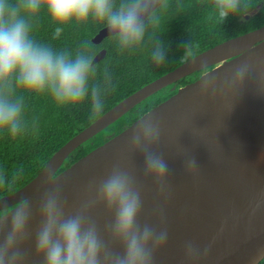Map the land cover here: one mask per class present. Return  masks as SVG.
<instances>
[{
  "label": "water",
  "instance_id": "obj_1",
  "mask_svg": "<svg viewBox=\"0 0 264 264\" xmlns=\"http://www.w3.org/2000/svg\"><path fill=\"white\" fill-rule=\"evenodd\" d=\"M166 0H163V3ZM113 36L104 27L93 38L96 44ZM250 36L249 47L229 54L234 39ZM107 55L101 50L97 64ZM246 66L248 80L241 87L231 84L235 71ZM199 79L180 88L131 126L97 147L62 172L66 160L84 143L117 122L160 90L205 69ZM203 79L216 81L215 95H202ZM221 88L224 91H221ZM151 118L160 126V138L152 151L168 166L163 182L145 175L142 151L131 149V135L143 120ZM264 135V27L210 48L171 72L131 94L91 125L75 135L50 159L44 169L20 190L0 198V211L30 205L32 216L28 235L21 245L27 264H42L35 255L34 240L41 224L39 205L51 190L48 177L60 190L66 216L75 215L89 201L114 168L126 173L140 194L137 217L140 227L166 230L167 241L153 257V264H260L264 260V187L255 194H234L221 189L220 176L233 155L254 146ZM196 160L189 173L187 161ZM12 208V209H13ZM114 212L103 203H93L89 219L97 226L105 244L106 229ZM192 244L198 258L190 261L186 245ZM114 252L119 245L111 244ZM206 250V252H205Z\"/></svg>",
  "mask_w": 264,
  "mask_h": 264
},
{
  "label": "clouds",
  "instance_id": "obj_2",
  "mask_svg": "<svg viewBox=\"0 0 264 264\" xmlns=\"http://www.w3.org/2000/svg\"><path fill=\"white\" fill-rule=\"evenodd\" d=\"M166 6L163 0H0V131L13 138L25 131L24 105L21 98L14 96L17 88L47 93L58 106L89 99L94 116L104 109L105 87L90 83L96 73L92 56L86 49L72 53L36 41L31 35L29 17L44 8L56 25L90 19L101 22L121 50L137 49L150 39L151 60L161 65L166 62V43L156 37L154 30L160 23V9ZM212 7L216 21L223 25L230 17L242 19L248 15L252 5L249 0H214ZM62 31L57 26L54 35L59 36ZM181 48L186 61L194 56L190 43ZM246 80L247 67L238 68L229 87H241ZM216 87L214 79H203L199 85L202 95H215ZM159 138V124L145 119L132 132L131 149L142 151L145 175L163 182L168 166L152 151ZM196 163L195 159L187 161L189 173L195 172ZM54 180L48 177L51 190L39 205L41 224L34 248L42 264H153L154 253L166 244L167 232L137 224L140 194L126 173L114 168L97 188L95 200H89L79 212L69 216ZM93 203H103L110 213L114 212L106 229L107 245L89 219ZM31 216L26 202L0 215V264H27L21 245L28 235ZM111 244L119 245L121 251L114 252ZM185 251L190 261L199 256L192 244L186 245Z\"/></svg>",
  "mask_w": 264,
  "mask_h": 264
},
{
  "label": "trees",
  "instance_id": "obj_3",
  "mask_svg": "<svg viewBox=\"0 0 264 264\" xmlns=\"http://www.w3.org/2000/svg\"><path fill=\"white\" fill-rule=\"evenodd\" d=\"M213 3L214 0L164 2L167 6L160 9V23L154 30L156 37L166 43V62L161 65L151 60L150 39H146L137 49L121 50L113 36L105 38L100 44L93 42V38L104 28L101 22L90 19L56 25L44 8L29 17L33 39L55 50L75 53L86 49L93 60L101 50H107L106 57L94 64L96 73L90 80V83H99L105 87L104 109L101 114L94 116L90 111L89 99L75 105L58 106L47 93L15 89L14 96L21 98L24 105L25 131L15 138L0 131V198L29 184L70 139L125 98L185 63L181 45L190 43L195 57L230 39L264 27V0H249L252 7L248 15L242 19L230 17L223 25L216 21ZM57 26L63 29L59 36L54 35ZM208 70L195 72L144 100L79 147L66 160L59 173L131 126L155 106L176 94L180 88L199 79ZM12 208L0 211V215ZM260 264H264V260Z\"/></svg>",
  "mask_w": 264,
  "mask_h": 264
},
{
  "label": "bare ground",
  "instance_id": "obj_4",
  "mask_svg": "<svg viewBox=\"0 0 264 264\" xmlns=\"http://www.w3.org/2000/svg\"><path fill=\"white\" fill-rule=\"evenodd\" d=\"M250 44V36L234 39L228 46L229 54H240ZM219 185L226 192L240 194H255L264 187V135L257 144L246 146L233 155V161L225 167V173L220 176Z\"/></svg>",
  "mask_w": 264,
  "mask_h": 264
},
{
  "label": "rangeland",
  "instance_id": "obj_5",
  "mask_svg": "<svg viewBox=\"0 0 264 264\" xmlns=\"http://www.w3.org/2000/svg\"><path fill=\"white\" fill-rule=\"evenodd\" d=\"M211 68H213V67H211ZM211 68H209V70H210Z\"/></svg>",
  "mask_w": 264,
  "mask_h": 264
}]
</instances>
